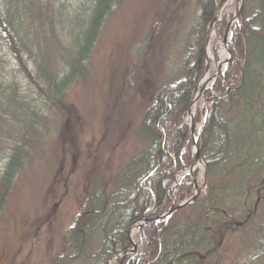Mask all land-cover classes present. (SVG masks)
<instances>
[{
  "label": "trees",
  "instance_id": "16d2710c",
  "mask_svg": "<svg viewBox=\"0 0 264 264\" xmlns=\"http://www.w3.org/2000/svg\"><path fill=\"white\" fill-rule=\"evenodd\" d=\"M121 2L0 0V217L47 131L44 121L51 110L65 107L106 19ZM228 2L195 0L199 11L185 39L181 73L157 89L135 129L143 146L89 191L49 264H214L227 229L252 219L254 201L264 192V180L249 181L253 174L264 176V0H243L231 26L232 58L202 95L205 108H196L204 185L194 203L163 216L194 194L200 170L186 172L194 163L186 118L207 69L210 25L216 22L222 33L227 18L233 19L224 12ZM162 15L152 36L172 16L167 9ZM40 29L52 49L41 44ZM143 220L133 237L137 251L126 254L133 246L130 228ZM255 232L253 246L234 264H258L264 257V218Z\"/></svg>",
  "mask_w": 264,
  "mask_h": 264
},
{
  "label": "rangeland",
  "instance_id": "374dc122",
  "mask_svg": "<svg viewBox=\"0 0 264 264\" xmlns=\"http://www.w3.org/2000/svg\"><path fill=\"white\" fill-rule=\"evenodd\" d=\"M240 3L229 0L224 12L234 15ZM166 9L171 18L152 36ZM198 11L195 0H122L114 8L86 61L84 76L68 93L65 107L51 110L44 121L47 131L7 197L0 217V264H49L89 191L141 149L135 129L157 89L179 77L185 39ZM228 23L222 33L216 22L210 25L207 69L199 88L206 76L213 78L221 62ZM44 32L40 29V42L52 49L49 35L42 37ZM53 59L57 64L58 58ZM203 103L201 95L197 105ZM194 126L200 131L201 123ZM196 169L201 187L205 166L197 162ZM262 180L264 176H249L251 184ZM254 202L252 219L227 229L214 264H234L253 246L258 237L255 224L264 218V192ZM258 264H264V257Z\"/></svg>",
  "mask_w": 264,
  "mask_h": 264
},
{
  "label": "water",
  "instance_id": "95a60500",
  "mask_svg": "<svg viewBox=\"0 0 264 264\" xmlns=\"http://www.w3.org/2000/svg\"><path fill=\"white\" fill-rule=\"evenodd\" d=\"M242 7H243V0H241L240 6L237 8V10H236V12H235V14H234V18H233V20L230 22V24L228 25L227 30H226V33H225V36H224V38H223V42L226 44V50H227V52H228V54H229V55H228V58H227L226 61H225V67L222 68L221 64H220V63L218 64V67H217V69H216V72H215V74L213 75L212 85L214 84V82L216 81V79H217V77L220 75V73H222V72L224 71V69L226 68V66L228 65L229 61H230L231 58H232L231 52H230V50H229V37H228V36H229V34H230V28H231V25H232V23H233V22L239 17V15H240V13H241V11H242ZM212 85H211V86H212ZM211 86H207V87H206V86H205V87L203 86L198 92H196V93L194 94L193 99H192L191 105L193 104L195 97H196V101H198L199 98H200V96H201V95H202L207 89L211 88ZM203 107H205V104H204ZM189 111H190V110H189ZM188 113H189V112H188ZM187 122H188V124H189L190 127H191V134H192V136H193L194 139H195V143H194V150H195V154H194V164L190 167V170H191V172L193 173V172L195 171V169H196L195 163L201 161V159H200V154H199V150H198V139H199V136H195L194 116H192V119H191L190 121L188 120ZM202 125H204V123H203ZM201 162H202V161H201ZM200 190H201V189H200L198 183L195 182V192H194V195H193L191 198H189L188 200H186V201L180 203L177 207L170 209L169 212H168L166 215H164V216L169 217V216H170L175 210H177L178 208L186 207V206H189V205H191L192 203H194L195 200H196V198H197V196H198V194H199V192H200ZM145 222H146V220H143V222H141L140 224L137 225V228H139V227H140L143 223H145ZM131 233H132V229L130 230V235H131ZM130 237H131V236H130ZM131 241H132L133 247H132V248H131L126 254H130L132 251L134 252V251H136V249H137V246H136V244L133 242L132 238H131Z\"/></svg>",
  "mask_w": 264,
  "mask_h": 264
},
{
  "label": "bare ground",
  "instance_id": "6f19581e",
  "mask_svg": "<svg viewBox=\"0 0 264 264\" xmlns=\"http://www.w3.org/2000/svg\"><path fill=\"white\" fill-rule=\"evenodd\" d=\"M220 56H221V66L222 68L225 67V61L226 59L228 58V52L226 50V44L224 42H222V45H221V52H220ZM212 79L213 78H209V77H205L204 80H203V84L202 86H210L212 84ZM196 107H197V101H196V97L194 99V102L193 104L191 105L190 107V111L188 113V120H191L192 119V116H194L195 114V111H196ZM133 230V228H132Z\"/></svg>",
  "mask_w": 264,
  "mask_h": 264
}]
</instances>
